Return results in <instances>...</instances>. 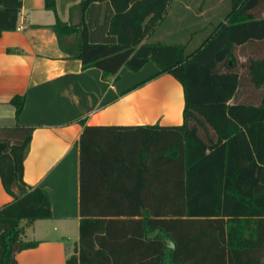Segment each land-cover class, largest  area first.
<instances>
[{
    "label": "trees",
    "instance_id": "trees-1",
    "mask_svg": "<svg viewBox=\"0 0 264 264\" xmlns=\"http://www.w3.org/2000/svg\"><path fill=\"white\" fill-rule=\"evenodd\" d=\"M171 1L82 0L72 9V16L80 14L77 24L72 17L52 27L61 49L83 70L100 69L115 83L122 68L137 73L153 62L159 73L152 79L171 75L185 95L182 125L139 128L168 134L170 150L115 157L169 166L172 218L82 216L76 254L67 264H131L141 244L147 248L139 260L147 264H264V91L255 93L264 89V0H228L227 23L193 51L177 43L144 44ZM104 2L110 13L101 22ZM22 6L23 0H0V37L17 31ZM46 6L57 14L54 0ZM238 47L263 51L242 65L245 74L237 65ZM12 104L19 118L25 98L16 96ZM34 131L0 128V178L13 198L0 209V264H18L19 253L39 246L22 238L24 221L53 218L51 193L25 181ZM81 147L83 165L90 151L83 150V135Z\"/></svg>",
    "mask_w": 264,
    "mask_h": 264
},
{
    "label": "crops",
    "instance_id": "crops-1",
    "mask_svg": "<svg viewBox=\"0 0 264 264\" xmlns=\"http://www.w3.org/2000/svg\"><path fill=\"white\" fill-rule=\"evenodd\" d=\"M54 1L57 14L47 8L46 0H23L21 29L0 37V128H35L25 181L52 195V219L22 223V238L39 246L19 253L18 264H67L76 254L82 216L172 218L169 166L115 157L170 150L168 134L139 128L182 125V85L171 75L152 79L159 73L153 62L137 73L122 68L115 83L105 81L100 69L83 70L80 60L61 49L52 28L57 19L68 23L73 17L77 24L80 14L72 16V9L82 0ZM229 8L228 0H172L164 20L144 44L177 43L193 51L220 23H227ZM109 13V3L104 2L100 21ZM262 55L258 48L238 47L240 73L245 74L242 65L247 59ZM16 96L25 98L19 118L12 104ZM82 135L83 150H90L83 165ZM12 202L0 178V209ZM146 248L136 247L131 264H147L139 260Z\"/></svg>",
    "mask_w": 264,
    "mask_h": 264
},
{
    "label": "rangeland",
    "instance_id": "rangeland-1",
    "mask_svg": "<svg viewBox=\"0 0 264 264\" xmlns=\"http://www.w3.org/2000/svg\"><path fill=\"white\" fill-rule=\"evenodd\" d=\"M263 91H264V89L259 90V91H255V93H256V95H258V94L262 93ZM243 92H245L244 94H249V93H250V89H244ZM243 98H244V97L239 98L238 101H239V100L242 101ZM245 98H246V97H245Z\"/></svg>",
    "mask_w": 264,
    "mask_h": 264
},
{
    "label": "built area",
    "instance_id": "built-area-1",
    "mask_svg": "<svg viewBox=\"0 0 264 264\" xmlns=\"http://www.w3.org/2000/svg\"><path fill=\"white\" fill-rule=\"evenodd\" d=\"M20 29H21V27H20V26H18L17 30H20Z\"/></svg>",
    "mask_w": 264,
    "mask_h": 264
}]
</instances>
